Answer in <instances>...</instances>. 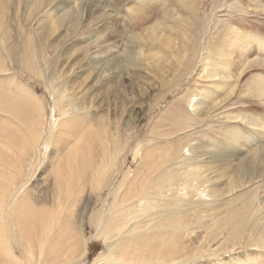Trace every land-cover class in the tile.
I'll use <instances>...</instances> for the list:
<instances>
[{
    "label": "rangeland",
    "instance_id": "1",
    "mask_svg": "<svg viewBox=\"0 0 264 264\" xmlns=\"http://www.w3.org/2000/svg\"><path fill=\"white\" fill-rule=\"evenodd\" d=\"M72 1L0 0V101L6 107L0 110V181L16 182L3 196L9 199L18 187V202L24 205L26 192L37 186L43 197H53L47 187L55 182L54 169L68 155L82 152L101 166L78 188L81 192L65 202L56 198V208L65 204L60 217L72 213L81 221L77 229L90 240L84 264L109 253L97 234L101 217L144 193L141 207H151L142 211L141 220L169 210L171 221L180 225L178 238L172 226L158 234L160 245L165 239L170 245L166 257L157 254L156 260H166L161 264L179 262L173 260L175 242L179 264L264 262V141L258 137L264 134V65L247 68L233 93L229 88L235 76L208 75L216 50L229 45L225 38L222 47L214 45L219 35L213 23L220 19L236 24L242 34L264 37V0H197L196 44L186 20L178 33L157 23V41L135 37L138 45L131 47L143 53L144 70L136 69V60L127 54L100 66L90 49L106 32L104 24L95 25L99 10L90 0H77L88 14L79 17L77 9L75 19L65 21L69 13L60 8ZM115 1L122 9L146 3L149 10L142 15L152 20L167 6L165 0ZM181 4L178 10L186 15L187 6ZM115 22L121 39L109 35L99 53H115L118 43L128 49L133 34ZM253 53L264 57L263 51ZM5 156L21 170L6 163ZM243 158L254 170L253 181L228 192L229 176L234 177ZM30 160L32 168L27 167ZM13 245L8 239V248ZM15 254L7 260L11 264L20 259L37 264L26 253Z\"/></svg>",
    "mask_w": 264,
    "mask_h": 264
},
{
    "label": "bare ground",
    "instance_id": "2",
    "mask_svg": "<svg viewBox=\"0 0 264 264\" xmlns=\"http://www.w3.org/2000/svg\"><path fill=\"white\" fill-rule=\"evenodd\" d=\"M139 1L141 2L142 0ZM164 2L171 8L162 4L168 11L163 7L160 9V14L157 15V19L152 20L148 17L144 18L142 15L146 9L149 10L146 3L145 5L140 3L136 6L133 4V6L127 9H122L116 1L90 0L91 6L99 10L100 16L96 19L95 25L104 24L102 27H106V32L102 34L103 36H100L103 37V39H100L99 42L90 48L94 50L91 56L99 58L98 64L100 66L107 67L108 63L106 64V62L112 58L115 57L116 61H118L120 55L127 54L130 59L136 60V69L144 70L143 63H145V60L143 58V53L139 51L133 52L131 47L132 45H138V43H135L138 38L135 39V37L141 39L150 37L157 41L158 33L155 30V25L157 23H159V27L160 24H162L165 28L168 27L172 29L170 32L174 30L178 33L181 23L186 20L190 31L193 33L192 40H190L196 44L198 38L194 35H198V33H196L198 32V13L195 10L197 0H165ZM71 3V5H68V8H60L61 13L67 11L69 13L62 18L63 20H69L72 16L74 20V15L76 14L75 10L77 9L79 17L82 16V12H87L83 8L85 5L84 3L82 7L77 0H73ZM181 3L187 6L186 15L180 13L178 10L177 4L180 5ZM230 6L232 5L229 4L227 9ZM236 9L238 10L237 6ZM163 10H165V12ZM241 11L244 10L241 8ZM47 14H49V12H47ZM113 19L114 21H112ZM167 19L171 20V24H169V22L166 24L164 23ZM115 20L120 23V26L122 25L125 29L127 28L128 31L133 34L132 39H129L128 49L124 48L121 50V45L118 43L115 53H113L111 49H108L104 53H99L97 50L99 44L106 41L105 39L109 35L112 34L115 38L121 39L122 31L119 26H115ZM221 23L222 20L218 19L212 25V29H216V33L219 35L218 38H214L218 39L214 42V45L217 48L222 47L223 45L219 43L221 40H224V38L229 40V45H227L228 49L226 50L224 48V50L222 48H219V51L216 50V55L218 56L214 59L213 69L208 75L213 79H221L222 76L226 78L235 76L234 84L229 88V92L233 93L238 81L242 78L247 68H250L254 63L264 65V57L260 58L258 54L255 55L256 53H253L254 49L264 52V37L258 33L254 34L252 32L242 34L241 28L236 24L228 22ZM51 24L54 26L59 24L58 26H60V23L56 24L55 21L51 22ZM222 27L227 28L222 29ZM161 28L163 29V27ZM50 29L57 31L58 27L56 29L53 27ZM233 67L237 68L233 69ZM219 69H221V71ZM141 72L146 74L145 71ZM3 105L4 103L0 101V110L6 108ZM258 137L264 141V134ZM204 153L207 154L208 152L205 151ZM238 158L233 157L232 160H238ZM4 159L6 163L17 168L18 172L21 170L19 168L21 167L19 163L12 164L13 159L11 157L5 156ZM100 166V160L92 161L89 157L85 158V154L82 152H74L72 155H68V157L61 160L58 167L54 169L55 182H49L47 187L48 190L52 189V194L54 196L45 198L42 194L43 191L37 186H34L33 191L28 190L26 192L24 199L26 203L24 205L18 202V187L11 190L9 199L3 196L10 185L16 186V182H14V180L0 181V195L2 196L0 198V254H4V258L0 260V264H11V262L7 260L9 256H11V260L16 258L17 255L15 252H18V250L21 253H26V258H36L37 264H84L82 260L87 253V246L90 240H86V238L81 236V231L77 229V226L83 225L79 223L81 221H78L72 213L67 214L64 218L60 217L61 208L65 204L57 209L56 198L65 202L67 199L73 197L74 193L81 192L78 191V188L85 186V184L89 182L88 179L97 172ZM27 167L32 168L31 160L28 162ZM102 168L103 167L100 168V172ZM253 171L250 162H247V160L243 158L238 165L234 177L229 176L230 190L228 192L250 184L253 181ZM21 174L22 171L20 172V175ZM35 176L36 173L33 172L29 177V181H32ZM160 178L163 179L162 176ZM146 194L147 193H144L143 197L138 196L129 203L128 199H126L127 201H121L119 204L112 207L107 215L101 217L97 234L103 236L109 253L100 255L93 264H161V261H166L165 259L156 260L158 253L166 257V255H168L167 248L170 247L166 239L165 242L160 245L157 239L158 234L164 232L167 227L172 226L173 228L171 229L175 232L173 235L175 238H178L180 236V225L177 222L171 221L173 219H171V216L168 214L169 210H167L166 214L163 216L155 218L153 217L155 216L154 213L147 220H141L142 211L151 207V205L141 207L142 198H144ZM52 198H54L53 201ZM49 203H51V206H49ZM30 206L34 207L32 208ZM48 207L51 209L50 213L47 210ZM154 219L156 222L155 225H152V220ZM15 226L18 228L17 230ZM8 239L14 241L13 247L8 248ZM261 247L264 248V238ZM175 248V257L173 260H179L180 262L177 242H175ZM32 252L36 255L31 257L30 253ZM168 253L170 252L168 251ZM179 262H172V264H179ZM22 263L23 260L20 259L18 264ZM261 264H264V262H261Z\"/></svg>",
    "mask_w": 264,
    "mask_h": 264
}]
</instances>
